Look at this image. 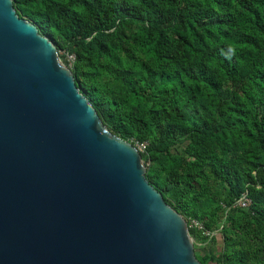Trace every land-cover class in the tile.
Returning a JSON list of instances; mask_svg holds the SVG:
<instances>
[{"label": "trees", "instance_id": "16d2710c", "mask_svg": "<svg viewBox=\"0 0 264 264\" xmlns=\"http://www.w3.org/2000/svg\"><path fill=\"white\" fill-rule=\"evenodd\" d=\"M12 3L61 61L73 58L108 133L147 145L146 180L194 247L220 235V250L196 259L264 264V0ZM241 197L247 207L234 205Z\"/></svg>", "mask_w": 264, "mask_h": 264}, {"label": "water", "instance_id": "95a60500", "mask_svg": "<svg viewBox=\"0 0 264 264\" xmlns=\"http://www.w3.org/2000/svg\"><path fill=\"white\" fill-rule=\"evenodd\" d=\"M145 174L52 42L0 0V264H201Z\"/></svg>", "mask_w": 264, "mask_h": 264}, {"label": "rangeland", "instance_id": "374dc122", "mask_svg": "<svg viewBox=\"0 0 264 264\" xmlns=\"http://www.w3.org/2000/svg\"><path fill=\"white\" fill-rule=\"evenodd\" d=\"M58 56L59 57L63 56V52L58 53ZM72 60H73V58L72 59L68 58L66 60V62L64 63V65L66 64L65 66L67 68H69V65H71ZM213 236H214L213 240L209 241L207 246L194 247V252L195 253H199V254H209V253L217 252L218 250H220L221 245H222L221 237H220V235L218 233H214Z\"/></svg>", "mask_w": 264, "mask_h": 264}, {"label": "built area", "instance_id": "2783aa9c", "mask_svg": "<svg viewBox=\"0 0 264 264\" xmlns=\"http://www.w3.org/2000/svg\"><path fill=\"white\" fill-rule=\"evenodd\" d=\"M70 59H72V58H70ZM146 147H147V145L144 144V143H142V144L135 143V144H134V148H135L140 154H144V153L146 152ZM234 205H235L236 207H240V208H242V207H247V206L249 205V202H248V200L245 199L244 197H241L240 199H238V200L234 203ZM189 227H196V228L199 229V230H203V226H202L200 223H198L197 221H195V220H190V222H189ZM204 235L209 236V237H212V236L214 235V233H210V232H208V231H205V232H204Z\"/></svg>", "mask_w": 264, "mask_h": 264}]
</instances>
